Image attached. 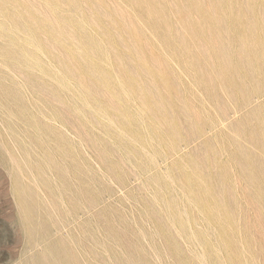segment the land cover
Returning <instances> with one entry per match:
<instances>
[{"label": "rangeland", "instance_id": "obj_1", "mask_svg": "<svg viewBox=\"0 0 264 264\" xmlns=\"http://www.w3.org/2000/svg\"><path fill=\"white\" fill-rule=\"evenodd\" d=\"M85 1L0 0V264H264V0Z\"/></svg>", "mask_w": 264, "mask_h": 264}, {"label": "bare ground", "instance_id": "obj_2", "mask_svg": "<svg viewBox=\"0 0 264 264\" xmlns=\"http://www.w3.org/2000/svg\"><path fill=\"white\" fill-rule=\"evenodd\" d=\"M109 1V0H108ZM108 1H107V3H108ZM117 1V0H116ZM138 1V0H137ZM144 1V0H143ZM183 2H182V6H183V3L185 4V7H186V11H182V12H186L187 13V15H186V18H187V22H188V24H191V26H193V29H191V30H194V27H198L199 29H200V27L202 28V27H204V25H205V21L207 20L208 21V19H207V17H206V15H205V13L207 12L206 11V9L208 10L209 8L210 9H213V7L211 8V7H209L208 8V6L207 5H210L209 3H211V2H209L210 0H182ZM86 2V1H85ZM84 2V3H85ZM87 2H88V0H87ZM86 2V3H87ZM90 2V1H89ZM135 2V1H134ZM86 3H85V5H86ZM101 2H99V4H100ZM169 3V2H168ZM172 3V0H171V2H170V4ZM215 3V2H214ZM94 4V3H93ZM106 4V3H105ZM118 4H119V2H118ZM136 4V3H135ZM174 4V3H173ZM220 4V3H219ZM218 4V5H219ZM88 5V4H87ZM104 5V4H103ZM144 5H145V3H144ZM175 5V4H174ZM177 5V4H176ZM105 6V5H104ZM143 6V5H142ZM154 6V5H153ZM206 6H207V8H206ZM214 6V5H213ZM98 7H100L99 5H98ZM184 7V8H185ZM216 7V6H215ZM137 8V7H136ZM139 8H140V6H139ZM153 8V7H152ZM183 8V7H182ZM206 8V9H205ZM219 8V7H218ZM99 10L101 9V8H98ZM116 9V8H115ZM114 9V10H115ZM120 9V8H119ZM134 9V8H133ZM220 9V8H219ZM113 8H112V10H111V12L113 13ZM221 10V9H220ZM90 11H91V9H90ZM89 11V12H90ZM147 11V10H146ZM159 11V10H158ZM214 11H215V9H214ZM213 11V12H214ZM216 11H217V9H216ZM215 11V12H216ZM109 12V11H108ZM110 12V13H111ZM123 12V11H122ZM138 12V11H137ZM156 12V11H155ZM210 12V11H209ZM211 12H212V10H211ZM220 12V11H219ZM111 13V14H112ZM147 13V12H146ZM99 14V13H98ZM160 14V13H159ZM173 14V13H172ZM183 14V13H182ZM213 14V13H212ZM92 15V14H91ZM113 15V14H112ZM157 15V14H156ZM217 15H219V14H216V16ZM77 16V15H76ZM96 18H97V16H96V14L94 15ZM119 16V15H118ZM159 16V15H158ZM176 16V15H175ZM100 17V16H99ZM109 17H111V15L109 16ZM136 17V16H135ZM214 17H215V15H214ZM213 17V18H214ZM219 17H221V15L219 16ZM108 18V17H107ZM107 18H105V19H107ZM113 18V16L110 18V19H112ZM150 18V17H149ZM185 18V17H184ZM218 18V17H217ZM102 19V18H101ZM100 19V20H101ZM220 19H222V18H219V20ZM80 20V19H79ZM94 20H95V18H94ZM97 20H98V18L96 19V22H94V23H97ZM108 20V19H107ZM130 20H132V19H130ZM159 20V19H158ZM219 20H218V22H219ZM102 21H104V19H102ZM221 21V20H220ZM106 23H107V21H105ZM131 22H133V21H131ZM187 22H186V24H187ZM190 22V23H189ZM202 22H203V24H202ZM93 23V26L95 25ZM180 23V22H179ZM219 23H221V22H219ZM187 24V25H188ZM99 25V24H98ZM207 26L209 25V23L208 24H206ZM95 26H97V24L95 25ZM124 26V25H123ZM188 26H190V25H188ZM211 26H213V25H211ZM167 27V26H166ZM169 27V26H168ZM113 28V27H112ZM124 28V27H123ZM191 28V27H190ZM197 28V29H198ZM209 28V32H210V26H208L207 27V29ZM213 28H214V26H213ZM219 28V30H220V26L218 27ZM188 29H189V27H188ZM198 29V30H199ZM215 30L217 29V28H214ZM213 29V30H214ZM190 30V29H189ZM211 30H212V27H211ZM214 30V31H215ZM124 32H125V30H123ZM187 31V30H186ZM207 31V32H208ZM69 32V31H68ZM194 32H196L195 30H194ZM199 32H201V31H199ZM213 32V31H212ZM126 33V32H125ZM197 33V32H196ZM216 33H218V31L217 32H215V35H216ZM134 37L135 36H137V35H134L133 33H131ZM211 34V33H210ZM210 34H209V36H210ZM129 35V34H128ZM180 35V34H179ZM185 35L186 36H188L187 35V33L185 32ZM74 36V35H73ZM131 36V35H130ZM201 34L199 35V38H197V39H200L201 40ZM209 36H208V38H209ZM134 37H133V39H134ZM137 37H140V35L139 36H137ZM180 38L182 37V36H179ZM204 37V36H203ZM202 37V38H203ZM211 37H214V36H211ZM216 37V36H215ZM190 38V37H189ZM207 38V37H206ZM128 39V38H127ZM130 39V38H129ZM177 40H178V38H177ZM180 40V39H179ZM189 40V39H188ZM200 40H199V42H200ZM184 41V40H183ZM195 41V40H194ZM202 42L204 41L203 39L201 40ZM201 42V43H202ZM200 43V44H201Z\"/></svg>", "mask_w": 264, "mask_h": 264}]
</instances>
